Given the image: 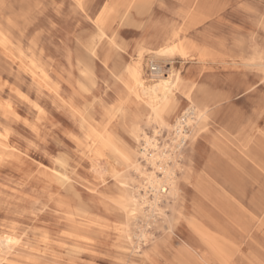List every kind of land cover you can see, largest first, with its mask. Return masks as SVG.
Segmentation results:
<instances>
[{
    "label": "rangeland",
    "instance_id": "rangeland-1",
    "mask_svg": "<svg viewBox=\"0 0 264 264\" xmlns=\"http://www.w3.org/2000/svg\"><path fill=\"white\" fill-rule=\"evenodd\" d=\"M0 29V141L18 149L0 151V237L19 240L0 264H264V0H0ZM173 33L186 54H158ZM137 63L149 86L158 69L180 78L170 126L189 95L209 108L181 149L177 196L154 212L127 200L146 185L132 163L154 172L137 137L169 154L175 132L129 90ZM93 130L136 156L95 160Z\"/></svg>",
    "mask_w": 264,
    "mask_h": 264
},
{
    "label": "bare ground",
    "instance_id": "bare-ground-1",
    "mask_svg": "<svg viewBox=\"0 0 264 264\" xmlns=\"http://www.w3.org/2000/svg\"><path fill=\"white\" fill-rule=\"evenodd\" d=\"M114 13L115 14L118 13L115 8H111L105 11V19L99 22V32L101 36H104L106 34L105 23L108 22L109 17L112 16ZM180 41H181L180 36L177 33H173L172 36L169 37L168 40L164 43L165 45L158 50V54L174 55L175 53H180L182 55H185L187 48L185 44ZM168 42L169 43L171 42V44H169ZM0 44L3 45L4 47H8V45L11 44L9 38L1 29H0ZM29 69L32 71V74L34 76H38L39 74V72L37 71L38 68L35 66V63L33 61L30 62ZM127 71L135 85L134 87L129 88V90L133 92L136 97L140 99L142 95L145 96L146 97L145 102L147 106L150 108L154 116V119L160 120L161 126L166 125L170 129L173 128L175 132V137L173 138V142H172L173 145L172 148L169 150V154H165L159 147L157 141L155 139L148 137L146 133L141 131L139 136L137 137L138 139L142 138L145 145V147L142 150L143 152L141 153V156L146 160L147 162L146 164H149L154 169V172L147 173L145 168H143L137 161H134L132 163L135 172L139 174L140 177L145 178L144 181L146 182V185L145 186L141 185L138 190L136 189V192L133 193L129 192L127 200L131 203L133 207L132 212L138 211L139 209H141V206L145 204L149 206V208L151 209L150 211L154 212L160 209L159 204L161 202V197L165 195L169 197L177 196L176 176H177V168H180L178 164V158H182L181 149L191 136L188 133V130L190 129L191 133H193L194 130H196L197 128L201 129L203 127L204 122L208 118L209 108L205 103L198 101L195 97H193V95H189L188 96L189 97L188 102L190 103L189 108L183 113L182 117L176 120V124L174 126H170L163 120L162 113L164 109L168 107V105L170 104L172 97L174 95V90L178 89V87L180 86L181 84L180 78L178 76L176 78L170 76L168 78L162 79V75H161L162 72L160 69H158L154 76V78H157L155 79L156 81H154V83H152L149 86L146 84L142 76V71L139 63H137L134 66L128 67ZM45 79L48 81L49 76L46 75ZM137 88L139 89V91H137ZM140 91L142 95L140 94ZM120 110L121 109H119L118 111ZM138 131H140L138 130V128L134 129L135 133H137ZM90 137L93 139V143L96 146L94 149L95 160L96 159L99 160L104 157L107 158V155L109 156V154H107L106 152H110L113 155L114 154L118 155L120 158L127 161L130 160L131 157L134 158V156H136V153L132 154L131 156L127 153V151L120 148L115 142L114 137L105 130L104 131L93 130L90 134ZM150 147L154 149L153 154L150 152ZM0 151L1 154H4L6 152L14 153L18 151V149L11 146L8 143H4L0 141ZM170 162L173 163V166H170ZM110 170H105V172ZM156 170L161 171L163 175L162 178L156 176L155 174ZM54 173L59 181L67 183L70 180L69 177L66 175V173H61L58 171H55ZM124 184L125 183H122V185ZM141 189H144L145 196L143 194H142L143 196L140 195L139 192ZM148 192L153 193V200L151 201H149L147 198ZM136 195H139L140 198L138 197L139 198L138 199ZM262 213H264V209ZM194 224H195L194 228L198 232L201 233V230H204L203 228L204 225L202 223L196 222ZM262 224L264 225V223ZM145 238L146 236L142 235V239ZM18 242L19 240L11 235H4L0 237V245L6 247L9 250L12 248V246L17 245ZM207 243L212 248L213 252L218 257L219 261L225 263V260L228 255L227 248H225L226 246H224L225 244L218 242V240L214 238L208 241Z\"/></svg>",
    "mask_w": 264,
    "mask_h": 264
}]
</instances>
